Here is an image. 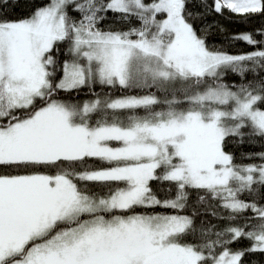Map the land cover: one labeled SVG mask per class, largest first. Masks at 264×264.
<instances>
[{"label": "snow or ice", "instance_id": "snow-or-ice-1", "mask_svg": "<svg viewBox=\"0 0 264 264\" xmlns=\"http://www.w3.org/2000/svg\"><path fill=\"white\" fill-rule=\"evenodd\" d=\"M188 3L48 0L24 18L0 17V264H241L264 254V203L241 198L264 201V152L254 154L261 163L237 164L225 150L245 128L264 138V39L233 36L253 47L244 54L210 49ZM213 7L264 14V0ZM108 12L140 27L105 31ZM60 44L72 58L57 82L49 69ZM229 72L242 82L225 83ZM96 83L140 94L82 104L55 95ZM153 181L174 184L175 196L160 198ZM188 189L227 213L222 230H201L215 239L186 241L196 234L180 214ZM156 208L176 214L148 211ZM241 238L252 243L228 247Z\"/></svg>", "mask_w": 264, "mask_h": 264}, {"label": "trees", "instance_id": "trees-1", "mask_svg": "<svg viewBox=\"0 0 264 264\" xmlns=\"http://www.w3.org/2000/svg\"><path fill=\"white\" fill-rule=\"evenodd\" d=\"M47 2L48 0H9L8 6L0 8V17L11 20L21 19L28 16L34 8L42 6ZM145 2H151V0H145ZM204 3L208 7H205L204 4L201 3V0H189L187 7L189 11L195 14L193 20L194 27L198 30V34L205 38L206 44L210 49L225 51L233 55L244 54L253 51V47L249 46L246 42L232 39L233 36L241 33H253L255 39H264V37L259 35V32L264 30V14L237 15L231 13L228 9H222V13H217L213 7L214 0H204ZM69 11L70 15L78 16V14L71 9ZM105 16L106 18L101 20L98 25V27L105 31H127L130 28L140 27V21L134 17L124 20L119 18L120 14L112 12L106 13ZM257 47H259V45ZM52 55L56 64L50 67L49 70L54 71V79L58 82L63 76L61 70L62 64L72 57L68 52L66 44H60L58 50L54 48ZM252 78V74L249 73L247 79L251 80ZM224 82L235 85L241 83L242 80L238 75L229 72L224 77ZM151 91H155V89ZM106 93L113 97H118L124 94H140V90H120L119 88H110L96 83L92 85L91 88L84 87L71 92L58 90L55 95L67 103L82 104L85 101L95 99L97 94L103 97ZM157 95L161 94L157 93ZM140 111L142 114V110ZM242 132L245 133L242 138H227L225 150L233 155L234 161L237 164L261 163L259 158L254 154L264 152V138L249 135L251 132L250 128L242 129ZM249 154H253L252 159H248ZM89 163L95 167H108V165L98 160H89ZM151 184L160 198L163 199L165 196H175L176 188L174 184L166 181L163 183L153 181ZM90 187H92L94 191H99L101 193L105 191V189L95 185H90ZM168 188L172 190L170 193L166 191ZM187 191L188 204L180 214L188 215L193 218V227L196 229V234L187 236L185 238L186 241L188 243H203L205 239H215L214 235L202 237L201 230H210L211 233L222 230L230 223L229 221L220 219L221 216H225L227 213L219 206L218 200L212 199L211 196L206 194L203 190L188 189ZM200 196H204L205 199L201 201ZM241 198L245 200H252L255 198L258 203H264L259 195L253 197L245 194ZM138 211L140 210L138 209ZM148 211L176 214L175 210L164 208L149 209ZM214 212L216 215H213ZM250 215H252L250 212L241 214L240 219L231 223L234 226L242 224L244 223L243 217ZM251 243V241L241 238L228 245V247L233 251H237L247 248ZM217 250L219 251V249ZM241 264H264V254L246 253L245 256L242 257Z\"/></svg>", "mask_w": 264, "mask_h": 264}]
</instances>
